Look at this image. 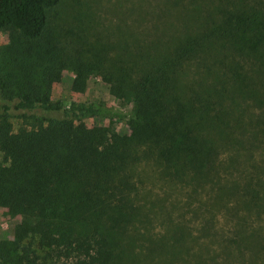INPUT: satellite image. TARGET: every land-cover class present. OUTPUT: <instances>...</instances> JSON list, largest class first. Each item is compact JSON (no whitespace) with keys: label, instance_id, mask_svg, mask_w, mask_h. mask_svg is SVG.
I'll return each instance as SVG.
<instances>
[{"label":"trees","instance_id":"16d2710c","mask_svg":"<svg viewBox=\"0 0 264 264\" xmlns=\"http://www.w3.org/2000/svg\"><path fill=\"white\" fill-rule=\"evenodd\" d=\"M152 1L162 30H143L139 45H99L51 25L60 0H0V207L20 216L0 264H122L141 158L171 179L205 182L217 203L264 209V149L258 159L253 150L264 146V0ZM63 68L80 82L99 74L132 100L127 135L80 125L123 116L105 103L52 97ZM241 159V180L222 182ZM250 240L264 250L253 231L231 242Z\"/></svg>","mask_w":264,"mask_h":264},{"label":"rangeland","instance_id":"374dc122","mask_svg":"<svg viewBox=\"0 0 264 264\" xmlns=\"http://www.w3.org/2000/svg\"><path fill=\"white\" fill-rule=\"evenodd\" d=\"M169 1L187 4L189 0ZM146 3L153 5L152 0H60L51 15V25L80 32L92 44H122L124 40L127 44L132 36L130 40L134 37L131 41L139 45L144 39L142 31L162 30L153 26H159L157 22L165 18L156 16L155 6L146 7ZM160 4L172 7L167 2ZM167 17L174 21L173 13ZM166 36L167 32L163 37ZM6 42V34L0 31V45ZM76 77L72 69L58 70L51 82L52 97L66 102L105 103L123 116L88 118L80 125L105 130L107 134L127 135V121L134 115L132 100L116 96L99 74L87 73L82 82ZM9 121L13 131L21 125L18 118ZM263 149L264 146L253 149L254 159H258ZM246 164L241 159L240 169L227 173L221 181H240L248 171L244 168ZM131 168L137 185L132 198L139 210L132 223L121 231L122 264H264V250L258 248V241L231 242L237 230H243L246 236L253 231L264 242V209L257 215L256 208L249 210L238 198L217 203L205 182L196 184L194 178L178 181L166 177L152 159L141 158ZM19 219L20 216L9 215L0 207V242L10 240Z\"/></svg>","mask_w":264,"mask_h":264}]
</instances>
